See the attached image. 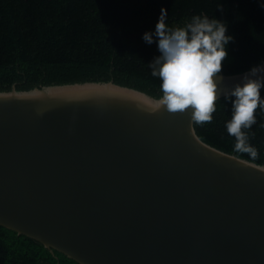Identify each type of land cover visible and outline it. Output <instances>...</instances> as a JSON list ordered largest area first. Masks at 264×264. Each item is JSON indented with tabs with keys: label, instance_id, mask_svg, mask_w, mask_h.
Wrapping results in <instances>:
<instances>
[{
	"label": "water",
	"instance_id": "obj_1",
	"mask_svg": "<svg viewBox=\"0 0 264 264\" xmlns=\"http://www.w3.org/2000/svg\"><path fill=\"white\" fill-rule=\"evenodd\" d=\"M156 99L113 80L0 91V225L80 264H264V165Z\"/></svg>",
	"mask_w": 264,
	"mask_h": 264
},
{
	"label": "trees",
	"instance_id": "obj_2",
	"mask_svg": "<svg viewBox=\"0 0 264 264\" xmlns=\"http://www.w3.org/2000/svg\"><path fill=\"white\" fill-rule=\"evenodd\" d=\"M169 25L193 15L217 18L235 37L222 72L236 74L264 61V8L258 0H0V91L52 84L110 81L158 98L149 63L159 55L142 35L154 30L161 8ZM264 95V91H262ZM246 130L255 159L234 151L225 122L231 104L221 97L213 121L195 128L208 144L264 165V113ZM0 264H80L29 236L0 225Z\"/></svg>",
	"mask_w": 264,
	"mask_h": 264
},
{
	"label": "clouds",
	"instance_id": "obj_3",
	"mask_svg": "<svg viewBox=\"0 0 264 264\" xmlns=\"http://www.w3.org/2000/svg\"><path fill=\"white\" fill-rule=\"evenodd\" d=\"M258 3L264 8V0ZM142 39L148 45L155 43L159 52L148 65L151 75L160 81L161 95L149 110L163 109L170 114L187 111L194 123L203 125L213 121L223 94L231 104V118L225 127L235 138L234 151L255 159L258 152L246 130L257 123V110L264 113V61L251 65L238 82L225 90L220 87L222 67L229 55L228 45L235 37L223 21L193 15L184 26L173 27L162 7L154 30L145 31Z\"/></svg>",
	"mask_w": 264,
	"mask_h": 264
}]
</instances>
